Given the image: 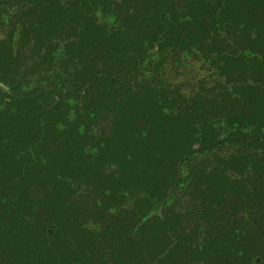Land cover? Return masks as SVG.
<instances>
[{"label": "trees", "instance_id": "1", "mask_svg": "<svg viewBox=\"0 0 264 264\" xmlns=\"http://www.w3.org/2000/svg\"><path fill=\"white\" fill-rule=\"evenodd\" d=\"M1 30L0 264H264V0H0ZM187 37L213 97L167 94Z\"/></svg>", "mask_w": 264, "mask_h": 264}, {"label": "flooded vegetation", "instance_id": "2", "mask_svg": "<svg viewBox=\"0 0 264 264\" xmlns=\"http://www.w3.org/2000/svg\"><path fill=\"white\" fill-rule=\"evenodd\" d=\"M220 2L224 1V0H218ZM226 2V0H225ZM5 17H9V16H5ZM3 23H6L7 21H9L8 23L10 24L12 21L9 19H3ZM201 22V24H200ZM199 23L196 21L195 23L192 22V25L189 29V31L191 32L190 35L192 34H198V39L203 42L205 41V39H202V37H204V34L206 33V28H207V18H204L203 20H201ZM13 23V22H12ZM203 23V24H202ZM195 24V25H194ZM196 26V27H195ZM201 26V27H200ZM201 33V34H199ZM207 38H209V36H207ZM186 42H185V46L183 48V52L187 54V59L185 58V62L184 59H182V62L173 65L171 60H170V64H168L169 68H171L173 70V72H168L167 74L169 75V77L171 76H184L185 77V73H188L189 76V70H198L201 74H204L205 76L201 77L202 82L199 83H194L192 84L189 81V78H191V76H194L195 73L193 72L192 75L189 76V78L186 80V77L184 78V80L180 83H173L172 81H169V85H165V87L167 88V94L169 95H174L173 91L177 90L178 88H180L183 92V94L188 95V96H195V98L198 95L199 92L204 91L205 95L207 97H213L215 96L214 92L210 91V90H214V87L216 85H214L212 82L211 83H203V79L206 77H211L212 73L208 72L205 68H201V66H203L202 62L199 60H203L204 56H203V48H207V46L205 45H201V47L199 49L194 48L193 46V41H192V37H187L185 38ZM222 39V38H221ZM199 44V43H198ZM182 47V46H181ZM171 49V48H169ZM173 53L175 52L174 50L172 51ZM189 53V56H188ZM199 58V59H198ZM197 64L200 65L199 68H197ZM180 67V68H179ZM235 69V75H237L239 72L241 71V68L239 66H234ZM239 69V70H238ZM171 70V71H172ZM243 70H245V68H243ZM157 75L158 76H163L162 72L159 71V68L157 67ZM178 74V75H177ZM160 76V77H161ZM163 81V80H162ZM202 83V84H201ZM168 86V87H167ZM3 88V86L1 87ZM177 88V89H176ZM230 88L232 89V85H230ZM186 90L190 91L189 93L186 92ZM193 90V91H191ZM207 91V92H206ZM172 98V97H171ZM179 105L176 104V107H178ZM235 114H238L237 117H235ZM240 113H238V111H234V113H231L230 115H228V113L223 112L220 115H217L215 121H214V127H215V132L214 135L216 136L215 142L211 145L206 146L205 148L202 149H198L197 153L199 155V160L201 161L202 159H211L213 161V163L216 161L214 158L215 157H221V156H225L226 154H235V153H239L240 151L243 150V145L242 143V138L238 135L239 133V124L237 126H234L235 123L240 121V117H239ZM216 123V124H215ZM233 126V127H231ZM256 126L252 127L251 129L254 130V133L256 131L257 128H255ZM218 128V130H217ZM230 128V129H229ZM229 129V131L227 130ZM263 132H264V126H261L260 128ZM236 130V131H235ZM251 132V137H253V133ZM231 131V132H230ZM256 141H254L253 143H255ZM238 144V145H237ZM261 151V150H259ZM263 151V150H262ZM261 151V152H262ZM214 167L216 168H225L223 166L220 165H214ZM208 169L211 168L210 166L207 167ZM212 170V169H210ZM256 173H253V175H251L252 177H255ZM223 176V174H222ZM253 177V181H255L256 179ZM252 184H255L254 182H252ZM264 198V196H263ZM261 229V230H258ZM252 228L251 230H249V233L251 234V240L254 239V235H252V233H256V232H261V235H264V227H260V228ZM206 232L205 229H200V230H195V229H190L189 232H200V231ZM232 231H238L240 232L241 230H234L232 229ZM247 232V230L245 231ZM203 240V242H205V239H201ZM217 263V262H216Z\"/></svg>", "mask_w": 264, "mask_h": 264}, {"label": "rangeland", "instance_id": "3", "mask_svg": "<svg viewBox=\"0 0 264 264\" xmlns=\"http://www.w3.org/2000/svg\"><path fill=\"white\" fill-rule=\"evenodd\" d=\"M8 29H9V27H8ZM7 32L6 31H0V38L2 39H5V37H7ZM7 39V38H6ZM30 49V48H29ZM29 49H27V51H29ZM197 68H199L200 67V65L199 64H197V66H196ZM195 73V75L194 76H191V78H189V76L190 75H192L193 74V72ZM192 71H190L189 70V76H188V73L186 74H184L185 75V77H186V80L189 78V81L192 83V84H194V83H199V82H202V78L201 77H203V76H205L204 74H201L198 70H192ZM185 77H183V79L185 78ZM182 82V81H181ZM177 83H180V81H178ZM202 84V83H201ZM4 89V88H3ZM191 91H193V90H191ZM186 92L187 93H189L190 91H188V90H186Z\"/></svg>", "mask_w": 264, "mask_h": 264}]
</instances>
